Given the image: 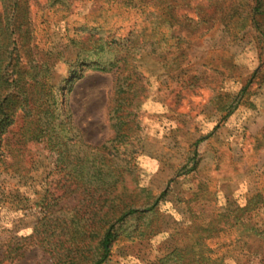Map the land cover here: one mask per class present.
<instances>
[{
	"label": "rangeland",
	"instance_id": "rangeland-1",
	"mask_svg": "<svg viewBox=\"0 0 264 264\" xmlns=\"http://www.w3.org/2000/svg\"><path fill=\"white\" fill-rule=\"evenodd\" d=\"M155 2L149 19L124 0L22 3L16 63L28 83L15 101L49 68L57 103L42 95L8 128L15 166L0 178V264L53 263L36 229L44 214L77 204L67 171L80 163L112 171L140 201L165 193L153 214L121 224L105 264H162L175 246L172 229L195 212L206 226L227 216L206 239L220 244L222 264H264V36L251 24L240 29V16L229 21L233 3L247 0ZM24 120L50 124L56 149L17 145ZM149 217L150 234L128 236Z\"/></svg>",
	"mask_w": 264,
	"mask_h": 264
},
{
	"label": "trees",
	"instance_id": "trees-1",
	"mask_svg": "<svg viewBox=\"0 0 264 264\" xmlns=\"http://www.w3.org/2000/svg\"><path fill=\"white\" fill-rule=\"evenodd\" d=\"M155 1L124 0L126 7L137 10L146 19L151 18L155 13ZM23 2L27 3L28 0H0V178L3 173H8L9 169L15 166L9 162V157L15 149L11 148L8 128L14 122L16 110H22V115H29L42 99V95L51 98L54 104L57 103L49 68L42 72V82L36 80L29 84L31 91H24L23 95L20 94V100L15 101L17 95L13 92L16 88L27 91L24 86L28 83L26 76L18 69V63H16V60L20 59V49L19 38L16 36L15 19L18 18ZM166 8H164L165 14L168 13V8ZM231 12L230 22L235 15L240 16L239 25H242L240 29L251 24L254 30H260V34L264 36V21L258 18H264V0H251V5L250 0H247L245 4L233 3ZM142 29L149 30L151 26L146 25ZM99 41H102V38ZM100 47L103 50L104 44ZM108 66L109 64L99 62V60L95 63V68L101 71H106ZM45 110L47 114L51 112L47 108ZM122 123L121 119L117 125L119 131ZM21 129L17 145L23 146L22 144L26 142L45 141L47 145H51V150L56 149L57 146L52 144L54 136L50 124L40 126L34 124L33 121L28 123L24 120ZM58 155L60 161L57 167L61 170L68 168L63 160L64 151L61 150ZM73 164L70 163V165ZM72 171H67L71 179L67 187L71 190L76 182V190L73 189L71 193L79 192L77 204L69 211L71 214L68 212L57 215V213L60 214L61 209L50 215L44 214L40 222L45 223L46 229L41 225L42 232L38 229L36 232L41 236L40 243L50 254L52 264H105L112 257L118 243L121 224L134 215L150 216L153 214L165 193L153 201H140L138 198L124 194L126 186L120 189L119 183L122 181L117 179L112 171L105 172L101 168L90 167L87 163L73 165ZM4 179L0 180V188L5 182ZM39 204L43 206L44 201L37 203ZM46 206L49 207V204ZM199 214L193 213L186 224L172 229L171 238L175 246L162 260V264L168 261L172 264L223 263L224 257L214 254L215 248H218L220 244L218 242L208 244L206 239L215 237L214 234L219 231L217 227L219 222L216 221L220 217L227 216L224 212L212 215L206 226L202 216H198ZM149 218L144 228H136L128 236L137 237L150 234L151 232L148 231L153 227L151 228L150 223L152 219ZM207 231L209 234L205 236Z\"/></svg>",
	"mask_w": 264,
	"mask_h": 264
}]
</instances>
